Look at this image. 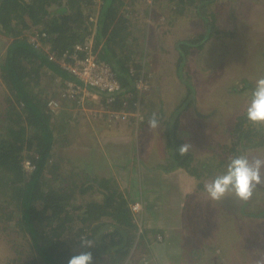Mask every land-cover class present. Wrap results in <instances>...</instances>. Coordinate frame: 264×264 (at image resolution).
Segmentation results:
<instances>
[{"label": "trees", "instance_id": "trees-1", "mask_svg": "<svg viewBox=\"0 0 264 264\" xmlns=\"http://www.w3.org/2000/svg\"><path fill=\"white\" fill-rule=\"evenodd\" d=\"M215 1L0 0V33L11 37L0 62L5 90L0 108V220L6 224V229L15 233L12 239L17 248L16 259L24 258L22 264H67L72 255L82 251L92 252V264H123L137 242L138 245L145 244L144 238L149 233L147 226L140 230L131 208V202L137 197L144 200L146 208L145 190L133 196L121 188L114 176L91 177L90 173L87 180L78 185V176L74 175L77 172L69 167L68 172L75 178L68 179L64 162L75 165L73 162L80 157L69 161L60 151L70 119L57 121V114L48 102L58 92L59 99L65 98L62 85L66 79L80 80L50 59L44 47L29 41L28 34L36 29L46 31L43 42L50 44L58 54L93 36L99 57L110 62L124 85L123 92L111 106L122 108L125 105L131 110L140 106L144 125L155 114L162 124L170 158L164 170L183 167L201 178L200 185L204 187V179L208 176L214 179L220 173H226L232 158L247 156L248 148L264 143V137L256 140V135L264 132V123H252L243 112L237 116L230 131L231 140L223 145L222 152L210 155L204 149L198 154L193 145L197 142L194 131L184 122L186 113L196 111L203 115L198 107V83L190 72L185 71V66L194 47L201 50L210 38L218 35L215 28L217 12L210 9ZM54 4L56 10L52 8ZM192 10L202 18L205 28L175 43L179 52L175 71L185 83V92L170 112L165 108L163 97L158 104L154 101L153 106L146 108L145 93L152 88L140 93L134 85L144 69L147 77L153 69L147 61L149 52L141 55V45L145 42L148 46L149 41L152 49H158L164 40V34L160 33V42L156 44L153 37L157 30L153 28V20H159L161 25L162 22L175 24V14H192ZM95 14L97 21L90 20ZM158 23L156 26L160 25ZM163 31L169 32V29ZM249 83L245 77L240 86L230 85L229 91H248L252 86ZM154 89L159 91V85ZM100 93L103 106L106 94ZM70 100L75 105H82L79 97ZM211 114L208 112L204 116L209 118ZM182 144L190 145L183 156L178 152ZM213 146L209 142L203 147L212 149ZM28 158L35 164L33 170L24 165ZM144 158L137 153L134 155V168L140 178L145 162L150 163ZM247 203V200L242 203V209ZM248 212L262 216L264 209ZM155 232L150 239L162 242L163 238L159 239L158 234H163L158 230ZM81 239L90 240L92 247L81 248ZM140 250L142 252L143 247Z\"/></svg>", "mask_w": 264, "mask_h": 264}, {"label": "rangeland", "instance_id": "rangeland-1", "mask_svg": "<svg viewBox=\"0 0 264 264\" xmlns=\"http://www.w3.org/2000/svg\"><path fill=\"white\" fill-rule=\"evenodd\" d=\"M52 8L56 10L57 6L54 4ZM210 9L217 12L215 28L218 35L210 38L201 50L194 47L187 56L188 61L185 66V71L190 72L193 79L198 83L200 95L198 107L203 115L196 114V111L186 113L184 122L194 131L195 135L193 137L197 142L194 141L193 145L196 146V153L199 154L206 149L208 154L211 155L222 152L223 145L230 142V131L237 116L246 112L252 99L256 81L264 77V0H217L211 5ZM175 15L177 16L173 20L175 24L168 22L171 26L161 20L162 25L160 22L158 23L159 20H153L152 22L153 28L157 30L153 37L156 44L160 42L158 40L160 33L161 35L164 34V40L159 43L163 53L157 55L158 63L155 65L154 71H149V76L150 80L152 78L155 83L156 81L159 82L160 89L158 93L168 104V107L165 105L167 112L173 109L185 92L183 91L185 90V83L175 71L179 56L175 43L180 38L197 34L205 28L202 18L193 10L192 14ZM93 16L96 17V14ZM156 23L160 25L156 26ZM168 29L169 32L163 31ZM10 38L0 33V62L3 60ZM245 77L248 78L249 84H252L248 91H236L235 93L229 91L230 85L236 83V86H240ZM4 92L0 77V105L3 103ZM89 102L90 99L85 98L81 107L77 106L76 108V111H78V108L80 111L83 110L84 115L87 117L83 122L84 127H89V124L92 123L95 125L96 121L99 123L100 120L103 131L112 128L115 123L111 125L108 121L103 123L102 117L104 114H101L103 113L101 104L91 106ZM208 112L212 114L209 118H206L204 115ZM132 124L131 132L138 141L127 139L125 142L127 150L135 148L137 155L143 157L145 148H140L139 151L138 149L144 143L147 148L149 146L147 154L151 163L159 160L166 162L168 153L165 148L166 136L162 124L158 123L155 129L149 128L148 123L146 125L142 124V121L139 123L133 120ZM118 127L121 131L128 130L121 124H118ZM143 134L144 137L140 138ZM263 137L264 132L258 133L256 140ZM142 139H144L143 142H141ZM209 142H212L215 147L213 146L212 149L203 147L204 144L208 146ZM64 143V145H68L66 149L69 153L68 160L74 161L71 154L75 153L78 148H81L82 151L88 150L93 142L89 137L82 136L80 131L76 134L75 129L72 128ZM247 156L249 159L252 156H264V143L260 146L248 148ZM64 164L66 165L64 167L65 172L69 175L68 179H74L75 176L73 175L72 178L68 170L69 168L76 170V168L72 166V162H64ZM218 172H220L219 169ZM223 174L225 173H220V175ZM261 177L264 180V169L261 170ZM212 180L213 177L208 176L204 179L203 185ZM198 181L201 182L202 179L199 180V178L194 177L193 182L189 184V187H194L195 191H191L194 195L189 197L187 202L188 206L192 200H195L196 207L194 206L192 212L191 209L181 210L180 214L183 217L194 212H200L203 208L202 212L210 216L206 225L208 229H203L207 232V235L202 244L207 245V247H205L203 253L192 252L193 245L186 244L185 247L190 260L188 264H257L258 260L264 258V214L262 216L249 215L248 211L264 209V182L255 184L252 188V194L247 200V205L242 209V203L245 200L238 199L234 193L226 194L220 200H212ZM160 196L161 192L158 193L156 199ZM148 208H158V214L161 213L159 204L156 207L149 203ZM196 208L198 211H194ZM165 212L167 213V211ZM149 215L150 212L145 207L143 213L137 215V222L142 229L147 222H150ZM162 216L166 218L165 214ZM162 221L164 220L158 222L162 223ZM164 223L166 227H172L169 221L166 220ZM193 223L189 222L187 225H193ZM5 225L0 220V264H13L11 259L17 258V251L12 245V238L15 233L6 229ZM178 225L182 228V225ZM182 231L191 232V229L185 226ZM179 235L182 237L184 233L179 231ZM190 238L192 236L187 239ZM184 242L186 241L184 240ZM142 252L147 254L148 250L144 249ZM181 254L183 257L187 256L184 251ZM14 263L18 264L17 262ZM177 264L180 263L177 262Z\"/></svg>", "mask_w": 264, "mask_h": 264}, {"label": "crops", "instance_id": "crops-1", "mask_svg": "<svg viewBox=\"0 0 264 264\" xmlns=\"http://www.w3.org/2000/svg\"><path fill=\"white\" fill-rule=\"evenodd\" d=\"M147 42L148 46L145 42L141 45L143 54H140L146 55L147 52H149L147 54V61L148 64L150 63L149 66L153 68L152 70L154 71L155 65L158 63L157 55L162 54L163 49L160 47V45L158 46V49H152L149 41ZM150 81L152 89L145 93L146 97L144 98L146 108L153 106L152 103H154V101L158 104L162 98L158 91L154 89V87L159 85V82L156 81L155 83L152 78ZM135 84L136 83H134V85ZM94 91V96H91L93 99L89 98V105L99 106L101 104L100 106H102V103L100 102V100H102L100 91L97 89ZM54 97L59 101V105L54 109L55 114H57L55 116L56 120L61 122L66 117L70 119V123L67 127V135H64V141L67 139L70 129L74 128L76 134L80 131L82 136L89 137V139L93 142L90 144V148L88 150L82 151L81 148H78L76 149L75 153L73 152L71 154L73 155V157H71L73 160H75L76 156L80 157L73 162H76L75 165H72L74 168H76L77 173L74 175L76 177L78 176V179L76 180L78 185H82L87 180V174L90 173L91 177H95V175L100 177L107 175L114 176L119 181L121 188L130 191L133 196H137L139 192L141 193L142 190H145L144 198L146 209L148 212H150V222H147L145 225L149 230V237L147 236L144 238V245H138L139 242L135 244L133 253H131L129 258L123 264H177V262L180 264H188L190 260L188 257V252L186 251V244L193 245L194 250L192 249V252L197 251L203 253L207 245L202 243H204V240H206L205 236L207 235V232L205 230L207 228V220L210 218V216H208L207 213L202 212L203 208H201L200 212H194L195 214L191 213L183 217H181L182 214H180L181 210L185 211L191 209L192 212L196 207L194 204L195 200H192L188 206L187 202L188 198L194 195V193H191V191H195L194 187H189V184L192 183L194 177L197 178V176L183 167H176L169 171H165L164 167L170 163L169 154L166 157V162L159 160L157 162L151 163L149 160V155L147 154V152H149V146L147 148L143 143V146L139 147L138 151L140 148H145V154L143 153V155L147 156L146 158L150 163L145 162L143 166L144 169L142 173L140 172L142 174V177L140 178L139 173H136V168H134L136 165L134 161V155H136L137 151L135 148H130L128 151L125 145L127 139H135L134 134L130 129L133 127V115L130 120L118 121L112 128L105 129V131L102 130L100 120L99 123L96 121L95 125L92 123L89 124V127H84L83 122L87 117L84 115L83 110L80 111L78 108V111H76L77 106H81L75 105L73 101L67 97H60L59 99V92ZM164 101L165 105L168 107L165 99ZM102 118L104 123L106 120L104 115ZM118 124L124 126L125 129L128 128V130L121 131L118 127ZM143 137L144 134L141 135L140 138ZM135 140H137V138ZM143 140L144 139H142L141 142H143ZM67 146L68 145L61 146L62 148L60 147V151L64 152V154L68 156L69 153H67L66 150L68 148ZM87 162L89 165H86ZM198 183L200 185V181H198ZM159 192H161V196L160 198L156 199ZM86 197L90 196L87 195ZM149 203H152V205H155L156 207L157 204H159L161 211L160 215L158 214V208H148ZM165 211H167V213ZM194 211H198V209L196 208ZM163 214L166 215V218L162 216ZM160 220H164L165 222L166 220L167 222L169 221L172 224V227H166L164 221H162V223L158 222ZM189 222L194 223L193 225H187ZM178 224L182 225V228H180ZM183 225L184 227L186 226L187 228L191 229V232H183ZM157 230L163 234L162 242H157L155 239H150L151 237L153 238L154 234L156 233L155 231ZM179 231L184 233L182 237L179 235ZM104 232H107V230H104ZM190 236H192V238L187 239ZM179 237L180 239H178ZM184 240L186 242H184ZM14 243L15 242L12 239V245L17 251ZM142 247L143 249L148 250L147 254H144V252L141 253L140 249ZM181 250L182 252H186V257L182 256ZM23 260L24 258H22V260L11 259L13 264H15L14 262L22 264ZM105 264H109V262H105Z\"/></svg>", "mask_w": 264, "mask_h": 264}, {"label": "built area", "instance_id": "built-area-1", "mask_svg": "<svg viewBox=\"0 0 264 264\" xmlns=\"http://www.w3.org/2000/svg\"><path fill=\"white\" fill-rule=\"evenodd\" d=\"M97 19V15L96 17L90 16V20L97 21ZM45 36L46 31L39 29L28 34L29 41L35 43L36 46L44 47L50 59L56 60L63 68L77 76L80 80L66 79L64 85H62L63 96L67 98L79 97L83 102L85 98L94 95L95 91L93 88H95L104 91L106 94L102 112L106 114V121L110 125L118 121L129 120L131 115H134L135 121L139 123L144 119L140 106L134 110L128 109L125 105L122 108L111 106L123 92L124 85L110 62L99 57L95 50L93 36L88 37L83 43L75 44L71 49H66L61 54L52 49L50 44L43 42L42 38ZM145 73L144 69L141 77L135 82V86L140 93L147 92L151 88L149 73L148 77L144 76ZM48 103L53 110L59 105V101L55 97L51 98ZM24 165L28 170L35 168V164L29 158L24 160ZM131 208L136 216L143 213L144 200L137 198L132 201ZM140 230H142V227H140ZM158 238L162 239L163 236L158 234Z\"/></svg>", "mask_w": 264, "mask_h": 264}, {"label": "clouds", "instance_id": "clouds-1", "mask_svg": "<svg viewBox=\"0 0 264 264\" xmlns=\"http://www.w3.org/2000/svg\"><path fill=\"white\" fill-rule=\"evenodd\" d=\"M246 116L254 124L264 123V77L256 81L251 102L246 109ZM133 117L135 120L134 115ZM158 123L159 121L155 114L148 120V126L151 129H155ZM189 148V144H182L179 146L178 152L183 156L187 154ZM262 169H264V156H252L249 159L248 156L242 155L232 158L227 165L226 173L206 183L204 185L205 191L212 200H220L226 194L234 193L238 199L246 201L250 198L255 184L264 182L261 177ZM80 247L89 249L92 247V242L87 239H81ZM92 262V252L82 251L79 254L72 255L67 264H92ZM257 264H264V258L258 260Z\"/></svg>", "mask_w": 264, "mask_h": 264}]
</instances>
